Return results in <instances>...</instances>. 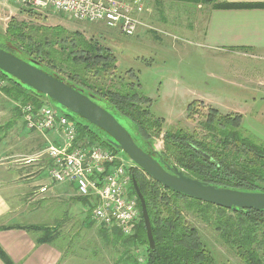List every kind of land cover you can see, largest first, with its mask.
I'll return each mask as SVG.
<instances>
[{"label":"trees","instance_id":"obj_1","mask_svg":"<svg viewBox=\"0 0 264 264\" xmlns=\"http://www.w3.org/2000/svg\"><path fill=\"white\" fill-rule=\"evenodd\" d=\"M155 1L159 4L160 0ZM253 6L257 4H214L219 8ZM24 28L11 21L6 29L7 35H0V48L28 62L35 61L41 70L81 90L114 115L137 145L145 151L151 150V136L160 135L162 119L150 111L151 99L139 91L138 82L133 86V82L123 83V78L119 77L118 86L112 83L109 76H115L116 59L108 48L94 40L85 41L77 34L66 39V44L61 43L65 36L57 26L52 27V31L45 27L34 30L27 27L28 33L23 31ZM40 29L44 31L38 33ZM58 37L60 52L49 47ZM0 82H3L0 92L15 104L17 120L21 118L17 103L37 105L41 98L46 97L1 70ZM140 101L147 102L148 106L141 105ZM191 106H187L188 119L192 118ZM203 117L205 119L199 121L201 132H188L181 128L166 131L163 137L165 151H157L154 157L171 162L191 177L217 187L264 191V145L242 133V115L221 114L209 108ZM76 126L79 140L111 147L98 138L92 125L76 121ZM135 181L145 201L154 247L151 249L148 245L141 210L131 235H123L117 228L100 226L99 239L115 247V264H216L199 230L186 221V212L212 228L221 242L232 249L244 264H264V210L216 206L168 189L150 177L141 176ZM137 201L140 209L138 198ZM92 222L90 220L89 224ZM30 228L45 230L40 226ZM50 237L40 240L47 241ZM139 246L144 247L141 260L135 254ZM0 257L5 264H13L1 249Z\"/></svg>","mask_w":264,"mask_h":264},{"label":"rangeland","instance_id":"obj_2","mask_svg":"<svg viewBox=\"0 0 264 264\" xmlns=\"http://www.w3.org/2000/svg\"><path fill=\"white\" fill-rule=\"evenodd\" d=\"M212 1L160 0L161 4L155 3L154 6L152 4L149 19L161 32L140 30L138 35L125 36L117 28L107 27L102 23L74 21L65 14L52 10H38L17 4L13 0H0V35H7L6 29L11 21L19 26H25L23 31L26 33H28L27 27H33L32 30L45 27L52 31V27L57 26L63 31L61 35L65 36L61 43L66 44V39L76 37L75 34H77L85 41L94 40L102 47L108 48L116 59L115 76H109L112 83L118 86L119 77L123 78V83L133 82V86L138 82L140 89L138 87L137 89L151 99L150 111L162 119L160 135L151 136L153 146L158 151H165L163 137L166 131L181 128L188 132H201L199 121L205 119L203 115L208 113L209 108L221 114L235 112L242 114V133L251 137L256 143L264 145V101L260 99L261 89L260 92L253 90V84L240 79H236L239 81L236 84L229 83V80H234V75L237 74L253 78L259 72L258 69H264V66L257 68L254 61L245 58L239 61L231 59L236 64L232 65L233 68L229 66L226 69L224 60L207 52L200 45V38L196 37L197 35L195 37L185 35L187 29L196 28L198 33L200 32L203 10ZM43 31L40 29L38 33ZM49 47L51 50L60 52V37L54 39ZM256 76L262 77L260 74ZM255 96H257V102L252 99ZM43 100L47 103L49 101L51 106L73 120L84 122L79 116L54 101L46 97ZM138 103L148 106L147 102ZM189 104L192 105L190 119L187 118ZM14 106L15 104L0 92V146L17 143L25 131L22 119L16 118ZM91 127L98 138L105 142L106 134L96 127ZM39 137L41 139L37 137L34 140L35 149L33 148L31 157L38 161V166L46 167L47 157L36 158L38 152L44 147V141L43 143L40 141L43 138L40 135ZM21 148L20 144L19 151ZM18 158L22 159V156ZM38 173V177L42 175L44 183L54 185L49 190L50 195L57 192L63 194L66 184H51L47 169L46 171L38 170ZM133 175L135 179L141 176L149 178L139 168L134 170ZM65 200H67L65 196L51 197L52 211L51 214L48 213L50 218L56 219L60 214L63 215L64 210H68L69 206ZM58 204L61 206L59 207ZM184 216L188 223L199 230L202 239L215 257L216 264H244L232 249L221 242L212 228L189 212H186ZM88 217L90 219V216ZM94 227L97 230L100 226L95 223ZM91 230L89 232L86 230L88 238L94 233V229ZM76 242L78 241L74 238L70 244L74 245ZM143 253V246H139L135 251L140 260L143 258Z\"/></svg>","mask_w":264,"mask_h":264},{"label":"crops","instance_id":"obj_3","mask_svg":"<svg viewBox=\"0 0 264 264\" xmlns=\"http://www.w3.org/2000/svg\"><path fill=\"white\" fill-rule=\"evenodd\" d=\"M156 2L150 0L151 6ZM217 2L252 3L257 6L214 7ZM259 4H264V0H215L203 10L200 32L196 28L187 29L185 35H197L200 45L207 52L224 60L226 69L236 64L231 59L239 61L245 58L254 61L257 68L264 66V5ZM258 70L253 78L237 74L229 83L236 84L239 82L236 79H240L253 84V90L260 92L261 89L260 99L264 101V69ZM252 99L257 102V96ZM23 134L17 143L0 146V249L13 264H115L114 245L102 242L98 229L94 227L95 222L89 224L91 219L85 207L86 201L77 195L75 185L57 183L66 184L63 194L57 192L50 195L49 190L54 185L44 183L42 175L38 177V170L46 171L48 166L40 167L36 160L27 161L35 149L34 140L41 138L38 133L26 128ZM48 136L51 139L57 137L55 133H49ZM41 137L43 143L44 137ZM20 144L22 148L19 151ZM41 188H45V191L41 192ZM61 196L66 197L69 208L58 218H50V199ZM31 226L44 227L45 230ZM91 229H94L95 234L88 238L87 232ZM50 235L47 241L40 240ZM74 238L78 245L70 244ZM0 264H5L1 257Z\"/></svg>","mask_w":264,"mask_h":264},{"label":"built area","instance_id":"obj_4","mask_svg":"<svg viewBox=\"0 0 264 264\" xmlns=\"http://www.w3.org/2000/svg\"><path fill=\"white\" fill-rule=\"evenodd\" d=\"M13 1L33 9L62 13L74 21L102 23L117 28L125 36H134L140 30L161 32L149 19L150 0ZM44 98L37 105L27 102L17 103L16 107L25 128L44 137V147L36 158L47 157L48 178L53 183L75 185L77 195L86 200L90 219L99 226L117 228L123 235H131L140 218L132 188V174L138 167L112 146L79 140L76 121ZM49 133H55L56 139H51ZM32 160L35 158L27 161Z\"/></svg>","mask_w":264,"mask_h":264},{"label":"water","instance_id":"obj_5","mask_svg":"<svg viewBox=\"0 0 264 264\" xmlns=\"http://www.w3.org/2000/svg\"><path fill=\"white\" fill-rule=\"evenodd\" d=\"M0 70L105 133L107 144L120 150L128 160L158 184L191 198L228 209L264 210V191H242L217 187L191 177L171 162L168 163L162 158L156 159L154 154L158 150L154 146L150 151H145L137 145L129 131L114 115L81 90L38 68L35 61L28 62L0 48ZM132 186L140 203L147 242L152 249L154 243L151 224L143 195L134 178Z\"/></svg>","mask_w":264,"mask_h":264}]
</instances>
